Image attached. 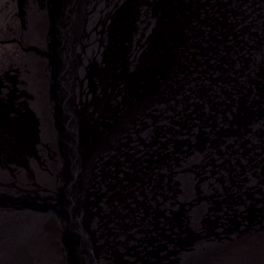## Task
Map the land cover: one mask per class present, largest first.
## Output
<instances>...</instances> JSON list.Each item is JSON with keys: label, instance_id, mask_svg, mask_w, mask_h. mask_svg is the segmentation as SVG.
Wrapping results in <instances>:
<instances>
[{"label": "water", "instance_id": "1", "mask_svg": "<svg viewBox=\"0 0 264 264\" xmlns=\"http://www.w3.org/2000/svg\"><path fill=\"white\" fill-rule=\"evenodd\" d=\"M98 1L107 12L99 23L98 48L103 62H108L100 70L101 107L87 127L78 120L65 127L67 122L63 125L62 120V182L49 198L27 197L29 206L55 212L64 220L70 264H94L93 242L77 212V202L81 207L88 190L81 182L101 179L109 189L113 180L116 203L123 206L135 198L125 182L143 172V164L154 171L160 159L170 171L181 167L184 176L179 184L186 197L179 194L184 203L177 210H166L159 221L157 212L148 213L150 206L131 210L135 217L150 215L138 226L137 235L142 237L135 244L134 264H162L165 254L184 251L187 246L196 250L211 240H227L230 232L250 229L264 219V41L255 43L263 56L260 63L250 57L252 48L243 37L242 48L238 46L234 27L239 26L232 25L231 19L249 15L247 0L246 5L242 0H229L225 10L218 8L208 15L198 9L209 0ZM65 2L70 4L69 0H51L57 11ZM84 7L82 3V11ZM104 23H110L109 27L104 29ZM217 27L225 30L217 31ZM104 36L112 45H102ZM54 48L58 50V43ZM246 57L248 63L236 71ZM250 62L254 67H249ZM60 63L57 59L56 69ZM55 79V95L64 109L65 81L58 74ZM79 116L83 117L81 110ZM135 142L142 145L144 160L136 158ZM157 144H162L161 153L153 157L150 148ZM242 163L260 166L251 172ZM248 171L254 178H245ZM180 173L177 170L172 175ZM162 175L163 181L167 174ZM257 177L259 182H254ZM103 186L95 181L94 191L100 194ZM194 191L206 196L197 197ZM5 198L1 197L7 205Z\"/></svg>", "mask_w": 264, "mask_h": 264}, {"label": "bare ground", "instance_id": "2", "mask_svg": "<svg viewBox=\"0 0 264 264\" xmlns=\"http://www.w3.org/2000/svg\"><path fill=\"white\" fill-rule=\"evenodd\" d=\"M26 1L22 2V9L19 6L21 0L16 1L21 10L16 36L21 41L43 45L49 38L46 13L48 0ZM69 2L70 4L65 2L60 11L51 8L50 62L47 54L42 51L17 47V57L8 59L5 69L0 67V264H70V242L64 220L55 212L38 210L34 204L29 206L25 200L27 197L31 200L49 198L56 193L58 185L62 182L60 176L57 189L54 190L52 183L60 168V157L61 168L64 165L65 148L62 141L65 134L61 127L62 120L63 125L67 122L65 127L74 125L77 120L87 127L97 116V109L101 107L100 70L105 68L108 62H103L98 48L101 45L98 41L99 33L102 32L99 23L107 12L95 3L96 0ZM82 3L83 7L85 6L83 11ZM228 3L229 0H209L207 4L200 5L198 11L208 15L217 12L218 8L225 10ZM242 3L247 4L249 15L237 18L236 21L231 19V23H237L239 26L234 27L238 34V46L242 48L243 37L247 40L249 48H252L250 57L256 58V63H260L263 56L260 55L259 48L255 47V43L264 41V0H247L246 4L245 0H242ZM242 9L245 10V7ZM252 12L256 16L251 14ZM80 22L83 29L80 28ZM104 24V29L110 25ZM217 29L220 32L225 30L224 27ZM230 29H233V26L230 25ZM104 40L103 46L112 45L108 37ZM55 42L58 43V50L54 48ZM56 56L61 61L57 69ZM248 60L246 57V62H239L236 71H242L243 63L247 64ZM248 65L254 67L255 64L250 62ZM49 67L52 70L50 75ZM55 74L65 81L64 92L61 93L64 103L66 101L64 109L55 95ZM240 81L243 82L241 79ZM79 110L82 111L83 117H77ZM135 144L136 158L144 160L146 157L140 150L142 145L139 142ZM161 145L151 147L150 155H159ZM240 166L250 170L260 164L247 163ZM168 168L162 167L160 159L157 160L155 170L152 169L154 171L143 164V172L140 171L133 175L131 181L125 182V187L131 190L135 198L127 199L124 207L116 203L117 196L113 186L115 182H109L110 176L105 172L106 168H103L104 178L112 183L109 189L101 179H93L90 182L85 179L81 182L88 190L83 193L82 197L85 199L80 202L81 207L77 202V212L93 242L92 248L96 256L94 264L135 263V244L137 239L142 237L137 235L141 230L138 226L147 222L150 215L143 213L135 217L131 212L133 208L150 206L148 213L157 212L159 221L161 214L166 210H177L178 206L184 203L180 198H185L186 195L182 193L179 184L184 173H180L181 167L178 165L171 171ZM177 170L181 176L172 175V172ZM251 172L248 171L245 178H254ZM162 174H167L163 181ZM257 178L254 182H259V177ZM95 181L104 184L100 194L94 191ZM200 191L204 192L205 189ZM92 193L94 198H91ZM194 194L201 196L197 191H194ZM90 195L91 197H88ZM3 196L7 197L5 201H9L7 205H4L5 202L1 199ZM203 196L206 195L202 194L201 197ZM242 230L228 233V241L215 242L210 237V243L197 247L196 250L194 246H187L184 251L165 254L162 264H264V219L252 225L250 229ZM149 231L155 233L154 230Z\"/></svg>", "mask_w": 264, "mask_h": 264}, {"label": "rangeland", "instance_id": "3", "mask_svg": "<svg viewBox=\"0 0 264 264\" xmlns=\"http://www.w3.org/2000/svg\"><path fill=\"white\" fill-rule=\"evenodd\" d=\"M16 1L19 2L20 0H0V67L2 66V69H5L7 67L6 66L8 62L7 60L10 58L17 57L18 55L17 47H20V49L21 48L24 49L28 47V49L30 48L32 50H37L38 52L42 51L43 53L47 54L48 60L50 62V52H49V49L51 48L50 18H51V8L53 3H51V0H48L46 7L49 38L45 44L38 45L36 43L34 44L29 41H23V40L21 41V39L17 38L16 33L19 31V23L21 20L20 19L21 17L19 16L21 15V10H19V8L17 7ZM23 1L27 2L26 0H21V4L19 5L21 9L23 7V3H22ZM50 71L52 70H50L49 67V75H50ZM0 74H1V68H0ZM62 156H63V152H62ZM61 158L62 157H60V161L58 163V165H60V168H58V174L53 179V183H52L54 190L57 189V184L60 179L61 161H62Z\"/></svg>", "mask_w": 264, "mask_h": 264}]
</instances>
